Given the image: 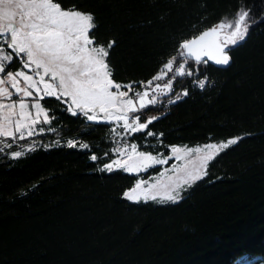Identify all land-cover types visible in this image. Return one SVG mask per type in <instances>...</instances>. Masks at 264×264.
Returning <instances> with one entry per match:
<instances>
[{"label":"trees","instance_id":"trees-1","mask_svg":"<svg viewBox=\"0 0 264 264\" xmlns=\"http://www.w3.org/2000/svg\"><path fill=\"white\" fill-rule=\"evenodd\" d=\"M54 2L94 14L97 42L107 48L115 41L108 58L114 82L136 90L180 55L178 41L248 11L251 18L242 22L250 25L248 35L232 47L230 64L190 61L193 75L174 78L173 91L145 108L157 111L158 119L127 140L141 151L166 154L176 144L242 139L214 156L179 200L129 201L123 193L137 176L101 171L121 129L73 117L61 100L44 98L50 131L37 138L53 141L50 147L17 158L9 155L17 146L0 151V264L264 259V0ZM197 79L205 80L203 88ZM69 140L77 146L70 148Z\"/></svg>","mask_w":264,"mask_h":264},{"label":"snow or ice","instance_id":"snow-or-ice-1","mask_svg":"<svg viewBox=\"0 0 264 264\" xmlns=\"http://www.w3.org/2000/svg\"><path fill=\"white\" fill-rule=\"evenodd\" d=\"M17 17H19L18 22ZM246 17L250 19V13L242 12L234 29L223 38L220 29L225 26L220 24L218 27L200 32L198 36L191 39L183 38L178 41L181 50L178 59L183 62L175 68L176 75L191 77L193 75L191 60H194L197 65L207 64L208 61L215 65H229L232 59L230 55L232 47L238 46L248 35L250 25L244 23L242 27ZM95 27L94 14L82 11L76 6L65 8L54 0H0V85L10 83L16 93H22L21 99L13 100L7 105L9 113L0 120V136L15 137L16 133H19L23 138L25 132L29 137L34 132L44 134L45 129L42 127L37 129L35 125L41 115L44 117V123L49 122V115L41 107L44 98L48 97L61 100L62 103L67 104V111L73 117L82 115L89 122L122 120L123 127L129 134L146 130L149 124L158 119L156 116H150L146 122H141V116L135 107L136 102L128 98V92L119 91L121 85L114 82L108 60L110 49L115 41H112L107 48L98 43V38L92 31ZM176 59H168L163 69L171 73ZM17 60L21 61V69L8 70ZM33 66L36 69V76L39 77L38 80L29 75L28 70L33 69ZM40 69H43L42 73ZM5 72L6 78H2ZM166 74L162 70L147 81V86H151L153 81L160 80ZM47 76H50L53 82H49L46 79ZM21 79L23 87L20 84ZM195 82L201 88L205 86L203 79H197ZM172 84L173 80H169L162 86L157 83L156 88L162 87L165 92H168L171 91ZM112 88L117 91H111ZM33 90L35 96L40 97L31 104V107L35 109V118L28 111L29 105L24 99V97H33ZM184 95H188L187 90ZM136 96L139 97L140 109L154 106L157 101L155 95L146 99L147 91L137 92ZM0 97L11 98L12 92L6 87H0ZM176 99L179 100L180 97L177 96ZM17 105L19 119L16 120L13 131L10 117L16 114L14 110ZM4 107L5 104L0 101V109ZM153 134L151 131L147 132L148 137H152ZM241 139L242 137H236L229 140L227 144L216 146L209 144L207 147L217 150L227 148L228 145H234ZM67 143L70 148L77 146L74 140H69ZM43 147L48 149L50 145L45 144ZM79 148L87 150L89 145L81 143ZM137 148V143H132L130 151L127 145L124 148L113 149L114 153L119 154L118 157L105 163L101 171L111 173L114 170H122L129 174H139L147 171L153 164L165 163L164 159H157L151 152L138 151ZM172 151L177 154L176 159H179L180 150L173 146ZM22 155L20 151L11 152L13 158ZM107 155L108 153H105V156ZM91 160L96 161L97 156L92 155ZM189 176L193 174L189 173ZM144 183V180L137 179L135 187L125 191L123 196L129 201H138L141 197L147 201L151 191L159 190L161 187L152 185L145 189L142 187ZM166 195L169 200L179 199L178 193L173 195L171 192H166Z\"/></svg>","mask_w":264,"mask_h":264},{"label":"rangeland","instance_id":"rangeland-1","mask_svg":"<svg viewBox=\"0 0 264 264\" xmlns=\"http://www.w3.org/2000/svg\"><path fill=\"white\" fill-rule=\"evenodd\" d=\"M16 21H19V17L16 18ZM237 22V18L235 19H229V20H225L223 22H220L218 24H216L215 26L218 27L220 24H223L225 27L223 28L225 33H229L231 30L234 29L235 24ZM181 54V52H180ZM180 57V55L175 56L173 58H177L174 61V66H173V70L171 73H168L167 70L162 69L159 71L161 72L162 70L165 71L167 74L165 75V77L161 78L158 81H153L151 86H147V83L144 86H141L139 89H134L133 87H131L130 85H121V88L119 89V91H124V92H128L129 93V97L130 99H133L136 103H135V107L137 109L138 114L141 117H144L145 119L153 116L154 114L157 113V111L153 110V109H140L139 108V97L136 96L137 92H144L147 91L149 93V89H151L152 86L156 85L157 83L162 84V83H166V81L171 80L172 78H177L180 76H177L175 73V68L179 67V63L183 62L182 60L178 59ZM171 58V59H173ZM7 64V62H5ZM18 65V67H16L15 70H20L21 69V61L17 60V62H13L12 65ZM8 70H13L11 68H9ZM188 69L186 68V71ZM29 71V75H32L34 79H39L38 76H36V69L35 66H33V69L28 70ZM41 73L43 72V69L39 70ZM7 73H3L2 74V78H6ZM46 79L49 80V82H53L50 76H47ZM21 86L23 87V80L21 79L20 81ZM0 87H6L8 88L9 91L12 92V97L11 98H3L0 97V101H2L5 104V107L3 109H0V120L3 119V117L7 116L9 113V109L7 107L8 104H10L13 100L18 101L19 99L22 98V93H16L15 89H13L11 87L10 83H5L4 85H0ZM42 87V85H41ZM111 91H117L115 88L110 89ZM151 94H148V97L146 99L151 98L150 96ZM25 101L28 103L29 107H28V111L31 113L32 117L35 118V109H33L31 107V104L36 100V99H40V97H36L35 96V92L33 90V97H24ZM157 100H160L159 98H157ZM70 102V101H69ZM157 102V101H156ZM41 107L43 108L42 104ZM115 110V109H113ZM15 111V115L11 116L10 119L12 121L11 127L14 131L15 129V122L16 120L19 119V107L17 105ZM46 111V110H45ZM47 113V112H46ZM86 118V117H85ZM87 120V119H86ZM88 121V120H87ZM89 122V121H88ZM142 122V121H141ZM144 122V121H143ZM49 123V122H48ZM48 123H44V117L43 115H41L39 117L38 123L37 125H35V128H44L45 132L47 133L49 130L48 128ZM90 123H94V122H90ZM100 123H111L113 125V128H120L121 131L116 133V140L113 146V149L115 148H124L125 145L128 146V151L131 150V144L133 142L128 141V137L131 135L128 132L125 131L123 124L124 122L121 121H102ZM43 135V134H39L38 132H34V134L32 136H28L27 133L25 132V135L23 138H21L19 133H16L15 137H4V136H0V151H3L7 148H10L12 146H17V148L15 150H11L9 151V155H11L12 151H20L22 153L31 150L39 145H49L50 143H52L53 141L50 140H44V139H39L37 138L38 136ZM236 137L233 138H228V139H224V140H219V141H211V142H206V143H197V144H176V145H171L169 146V150L166 154H152L153 156H155L157 159H164L165 163L164 164H153L151 165L147 171L151 168L154 167H158V172L151 174V175H147V176H143V174H146L147 171H142L139 174H135L133 173V175H136L137 179H142L145 181V183L142 185L143 188L148 189L150 188V186L152 185H159L161 186L159 188V190H152L150 193V198L147 200H151V201H155V202H175L177 200L180 199L182 193L191 185L193 184L196 180H198L199 178H201L204 174H205V170L207 167L208 162L214 157L216 156L220 151L224 150L225 148H219L218 150L216 148H212L209 149L207 147V145L211 144V145H221V144H227L229 140L234 139ZM25 141V142H22ZM173 146H175L176 148H178L179 151V159H176V153H174L172 151ZM230 146V145H228ZM112 149V159H115L118 157V153H114ZM197 149H199V151H197ZM138 151H141L137 148ZM208 157H211L210 159H207ZM111 159V160H112ZM110 160V161H111ZM109 161V162H110ZM107 162V163H109ZM103 168V166H102ZM189 173H192L193 176L195 178H193V176H189ZM136 180L134 181L133 185L130 188L135 187V183ZM129 188V189H130ZM127 189V190H129ZM126 190V191H127ZM166 192H171L173 195L175 194H179V199L176 200H169L167 198ZM138 201H145L143 199V197L140 198V200ZM135 201V202H138ZM234 264H264V259L262 258H258V257H253V258H249L247 256H243L240 257L239 259H237Z\"/></svg>","mask_w":264,"mask_h":264},{"label":"built area","instance_id":"built-area-1","mask_svg":"<svg viewBox=\"0 0 264 264\" xmlns=\"http://www.w3.org/2000/svg\"><path fill=\"white\" fill-rule=\"evenodd\" d=\"M171 80H173V84H172V89H171V91L165 92V91L163 90L162 87H161V88H156V85H154V86L151 87V89H149L150 91H149L148 94H151L150 96L155 95L156 98H162V97H165V96L169 95V94L173 91L174 86H175V79L172 78ZM203 80H204V79H203ZM168 81H169V80H168ZM168 81H166V83H168ZM166 83H165V84H166ZM160 85L162 86V85H164V83H162V84H160ZM197 85L199 86V84H197ZM199 87H200V86H199ZM200 88H201V87H200Z\"/></svg>","mask_w":264,"mask_h":264},{"label":"water","instance_id":"water-1","mask_svg":"<svg viewBox=\"0 0 264 264\" xmlns=\"http://www.w3.org/2000/svg\"><path fill=\"white\" fill-rule=\"evenodd\" d=\"M239 19V18H238ZM212 27H216V26H212ZM212 27H210V28H212ZM207 29H205L204 31H206ZM220 32H221V36H222V38H223V36L225 35V34H227V33H225L224 32V30L223 29H220ZM200 34V33H199ZM198 34V35H199ZM198 35H196V36H198ZM191 61H193V62H195L194 60H191ZM196 63V62H195ZM208 63L209 64H211V65H213V66H216V67H221V68H225V67H227V66H221V65H215L213 62H211V61H208Z\"/></svg>","mask_w":264,"mask_h":264}]
</instances>
